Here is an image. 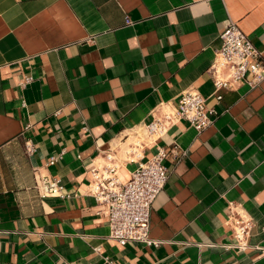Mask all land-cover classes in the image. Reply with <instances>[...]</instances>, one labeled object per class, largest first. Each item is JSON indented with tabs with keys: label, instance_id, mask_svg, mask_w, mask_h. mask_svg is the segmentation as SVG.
<instances>
[{
	"label": "crops",
	"instance_id": "1",
	"mask_svg": "<svg viewBox=\"0 0 264 264\" xmlns=\"http://www.w3.org/2000/svg\"><path fill=\"white\" fill-rule=\"evenodd\" d=\"M230 21L264 58V0H0V264H264V80L218 101L208 73ZM187 91L214 123L180 122L147 147L145 161L168 151L151 217L161 244L120 246L88 193L91 171L112 151L127 183L138 164L126 150L148 139L153 109ZM40 168L64 198L40 196ZM231 203L255 222L247 251L224 249Z\"/></svg>",
	"mask_w": 264,
	"mask_h": 264
},
{
	"label": "built area",
	"instance_id": "2",
	"mask_svg": "<svg viewBox=\"0 0 264 264\" xmlns=\"http://www.w3.org/2000/svg\"><path fill=\"white\" fill-rule=\"evenodd\" d=\"M214 0H197L198 3L209 4ZM134 23L128 18L127 25ZM220 34L221 48L208 73L214 82L215 95L222 100L220 92L237 90L243 84L251 88L264 80V58L252 41L243 33L237 23L230 21ZM35 79L25 76L18 84L25 89ZM216 112L207 107V99L197 91L182 93L177 105L161 103L153 109L151 121L144 126L148 139L139 135L126 150V162L138 164L131 174V179L123 183L119 177L122 169L120 159L115 152H106L101 165L91 171L92 180L88 193L101 207L100 213L106 214L112 241L120 246L131 243L143 244L147 247H159L161 242L151 238V217L153 206L158 196L165 189L169 170L165 166L168 151L158 147L156 154L145 161V150L150 145L165 137L180 122H187L198 133L214 123ZM29 155L35 151L34 145L26 143ZM175 156L178 149L172 151ZM63 155L50 158L45 167L55 166ZM44 168L35 170L36 186L42 198H64V187L59 179L42 172ZM226 222L231 228L235 244L225 245V250L237 249L247 251L250 238L255 227L254 220L241 205L231 203ZM62 264H72L64 261Z\"/></svg>",
	"mask_w": 264,
	"mask_h": 264
}]
</instances>
